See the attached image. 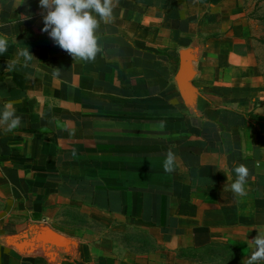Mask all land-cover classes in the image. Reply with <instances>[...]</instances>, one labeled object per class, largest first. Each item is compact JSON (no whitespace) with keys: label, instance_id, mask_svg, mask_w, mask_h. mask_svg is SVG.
I'll return each instance as SVG.
<instances>
[{"label":"crops","instance_id":"1","mask_svg":"<svg viewBox=\"0 0 264 264\" xmlns=\"http://www.w3.org/2000/svg\"><path fill=\"white\" fill-rule=\"evenodd\" d=\"M43 15L0 0V111L23 121L0 126V264H246L235 250L264 233V85L237 0H119L95 62L42 32Z\"/></svg>","mask_w":264,"mask_h":264},{"label":"clouds","instance_id":"2","mask_svg":"<svg viewBox=\"0 0 264 264\" xmlns=\"http://www.w3.org/2000/svg\"><path fill=\"white\" fill-rule=\"evenodd\" d=\"M119 0H39L40 7L46 11L43 15L42 32L48 33L53 41L73 59L83 62H95L102 52L97 35L101 23L107 25L114 21V10ZM8 37L0 34V54L7 51ZM19 56L25 61H31L34 57L26 47L20 50ZM16 62L7 64L11 69ZM58 74L59 70L54 69ZM22 117L16 115L12 102H7L0 111V126L7 133H11L21 127ZM156 127L163 131L165 123L159 122ZM174 147V146H173ZM75 156V152H73ZM177 156L170 147L163 161V170L166 173L175 171ZM236 179L230 185V190L237 197L247 195L246 183L250 176V170L245 164L236 165L233 168ZM254 250L246 261V264H259L264 261V233H259L251 242Z\"/></svg>","mask_w":264,"mask_h":264},{"label":"rangeland","instance_id":"3","mask_svg":"<svg viewBox=\"0 0 264 264\" xmlns=\"http://www.w3.org/2000/svg\"><path fill=\"white\" fill-rule=\"evenodd\" d=\"M237 2L244 12L245 23L248 27L249 38L255 54L259 78L264 85V0H237ZM262 104L264 106V101ZM259 233L263 232L254 231L252 236L255 238ZM253 250L254 245L247 243V245L235 250V259H238L239 254L250 253ZM259 264H264V261H260Z\"/></svg>","mask_w":264,"mask_h":264},{"label":"water","instance_id":"4","mask_svg":"<svg viewBox=\"0 0 264 264\" xmlns=\"http://www.w3.org/2000/svg\"><path fill=\"white\" fill-rule=\"evenodd\" d=\"M193 76L194 73L191 69L189 57L187 54L182 53L180 55V66L177 76V83L185 100L193 98L195 94V90L191 87Z\"/></svg>","mask_w":264,"mask_h":264}]
</instances>
